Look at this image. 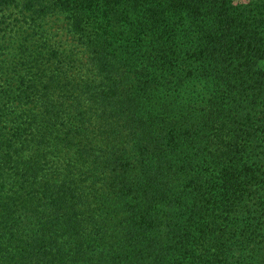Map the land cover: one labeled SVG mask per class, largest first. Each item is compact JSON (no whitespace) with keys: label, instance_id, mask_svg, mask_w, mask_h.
Instances as JSON below:
<instances>
[{"label":"trees","instance_id":"trees-1","mask_svg":"<svg viewBox=\"0 0 264 264\" xmlns=\"http://www.w3.org/2000/svg\"><path fill=\"white\" fill-rule=\"evenodd\" d=\"M24 7L79 48L0 88V264H264V0Z\"/></svg>","mask_w":264,"mask_h":264},{"label":"rangeland","instance_id":"rangeland-1","mask_svg":"<svg viewBox=\"0 0 264 264\" xmlns=\"http://www.w3.org/2000/svg\"><path fill=\"white\" fill-rule=\"evenodd\" d=\"M1 2L0 0V88L7 83L13 67H20L17 51L21 42H25L29 49L44 43L52 49L66 51L79 48L75 36L67 31L63 14L47 13L32 21L25 10V0H14L8 4Z\"/></svg>","mask_w":264,"mask_h":264}]
</instances>
